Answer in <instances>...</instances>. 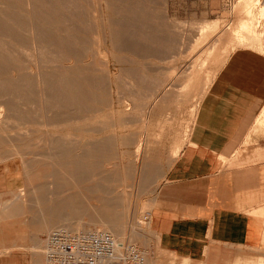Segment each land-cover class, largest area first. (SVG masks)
I'll return each instance as SVG.
<instances>
[{
    "label": "rangeland",
    "instance_id": "rangeland-1",
    "mask_svg": "<svg viewBox=\"0 0 264 264\" xmlns=\"http://www.w3.org/2000/svg\"><path fill=\"white\" fill-rule=\"evenodd\" d=\"M9 1H11L12 5L14 4L13 2H15V0ZM109 1L110 6L107 8L105 3L101 0H70L69 9L65 10L62 16H66L68 25L72 26L74 30L77 29L76 34H79L78 30L79 28L81 29V37L83 39L81 47L83 46L82 49L85 51L83 52L84 55L82 54L81 56L82 62L77 65H75L73 60L68 61L65 59L64 56L58 62V66L64 65L63 67L66 68L73 65L79 67L86 64L90 69L95 70V78L105 84L108 93L106 101L109 105L104 107V111L96 114L87 113L84 114V116L83 114L77 113L76 121L73 122V125L72 123H70L71 125L69 123L63 124L67 127L64 126L61 128L60 126L55 129L51 126L47 127L46 125H41L38 121L37 114L39 113L38 110L41 105L36 93L38 90L35 85L33 86V91L29 94L25 91L20 94L21 96L18 95L16 98L13 95H3L0 98V101L7 102L8 105L13 107L16 106L14 108H16L17 111H30L31 119L37 122V124H31L33 122L29 120L26 121L27 119L17 121L14 118H10V120L5 121V123L0 126V136H2L0 137V197L8 200L11 191L16 192L21 188L27 195L24 198V202L21 201L20 203L19 201V203L24 206H29L30 208L29 214L23 211L17 217L0 215V220H2L0 223V232H2L0 238L5 239L8 236H15L16 241L22 235H25L24 241L18 244L17 247L19 248L16 250H24L22 252L29 253L34 259L35 256L31 252L30 247L31 243L34 241V226H39L41 216L38 212H40L39 209L41 206L39 209L30 206L29 201L34 198L30 193L34 189L39 188L40 192L38 191L37 196L41 199H47L50 191L63 198L78 194L82 206L87 211L91 203H93L91 207H98L99 205V203L88 201L85 198H89L93 184L99 182L98 178L92 174L102 173L105 177L113 176L112 178L115 177L120 181L118 184L111 185L103 183L101 189L104 197L108 200L110 198L113 202L114 200L112 199H120L121 201V197H124V201L122 200L123 203H119L120 206L118 210L121 209L122 217L123 214L126 215V220H124L125 232L120 236L119 240L135 246L142 253L144 264H175L176 261L173 260L172 257L158 250L154 236L149 232L146 220V212L150 209L149 198L154 192L158 181L163 178L165 172L172 165L181 149L190 145L194 136L198 134V116L204 101L209 102L208 98L221 97L220 95H211L214 93V88L212 89V86L222 87L229 83H232V85L234 83L235 86L242 81H247L246 84H251L253 82L252 85L256 83L258 86L259 82H256L257 80L263 79L264 81V74H251L247 76L241 74H217L230 56L239 49H252L264 54V9H262L263 7L261 6L264 0ZM21 7L22 9H15L13 12L16 14H23L26 6L22 4ZM58 17L59 14L53 16L55 20H57ZM103 26L106 27V29H103ZM203 29L204 31L200 32V30ZM144 31L145 33H142ZM75 32L76 31H73L72 33ZM130 32L132 33L131 36L133 35L132 37L135 39L131 37L132 39H127V42H125L124 35ZM138 33L144 36L147 35L145 38L151 37L156 42H158L157 40H160L159 42L162 41V47L153 46L152 53H145L144 46L142 45L146 43V40H141V38L137 36ZM121 34L124 37L122 43L129 44L127 46L128 51L122 50L119 52L121 54L116 53L117 56L115 55L116 57L114 56V59L107 51L111 52L114 51L113 49L119 48L118 46L114 47L112 45L113 41L111 38L113 37L112 35H119L121 37ZM148 34L151 35L148 36ZM57 35L59 36L61 34ZM104 36L108 37V44L105 43L103 39ZM242 36H245L244 38H246V40L242 39ZM237 39L239 42H237ZM1 40H4L6 43ZM0 41L2 42L0 43V49L3 47V53H5L7 49H14L13 46L15 44L10 38L0 36ZM237 43L239 45H237ZM24 45H30L29 35L26 36ZM130 47L132 49H130ZM228 48L232 50L228 51ZM89 51H91L92 54ZM225 51L229 53L227 54ZM27 53L28 52H26V54ZM24 57L25 54L23 55L21 53L16 56L20 62L25 64L26 57ZM195 62H197V64ZM11 67L12 65H10V68ZM101 67L104 71L99 72L98 70L99 68L101 69ZM10 72L11 71L8 70V74L0 75V80L17 79L21 76L35 81L36 74H10ZM141 77L145 78L143 79L144 81H142ZM197 79H199L200 82ZM156 80H159V88ZM203 80L204 82L207 81V83H202ZM185 81L188 82L186 83ZM184 86L187 90L184 89ZM209 86H211V88ZM179 88H181V90ZM176 91H180L181 93H173ZM94 92V90H91V93ZM173 94H175V96ZM138 96L140 98H138ZM164 101L166 103H164ZM118 111L120 113H118ZM9 114L6 107L2 105L0 107V118L1 116L9 117ZM113 116H115L114 119ZM98 124H102V126L103 124H107L106 127L108 126L109 128L107 127L108 129H105V133L102 134L98 132H88V130L92 128L97 131H102L101 129H103V127ZM92 125H94V127ZM52 132H54L55 136H48L46 134L50 133L51 135ZM11 135H14L15 138ZM61 135H65V137L63 136V141H61ZM77 135H79V137ZM66 137L70 138L67 139ZM78 138H81L79 139L81 143L79 140H74ZM103 138H109L111 140L112 148L102 152L101 154L103 155L99 153L100 159H85L87 165L83 170L89 172V175L86 176V178L88 177L87 181L83 180L81 184H78L79 186L76 185L79 187V189H76L74 186L75 183H73L77 175L74 174L75 171L72 167L75 161L73 156L77 154L86 155L87 152L86 154L84 153L85 145H88V143H98ZM262 138L264 139L263 136ZM50 139H52V141L55 140V142L53 141L54 143H52ZM69 139L74 142H70ZM138 139H140V142L136 145L135 142L136 140L138 141ZM76 141L78 142L77 145ZM65 142H67L68 145H71V143H75V145H72V147L66 145L68 148L64 147L63 149V143L65 145ZM130 145L131 147H129ZM247 145L248 144L244 146L243 151L236 153L237 166L244 165L248 163L249 160V163H252L262 159V156L259 157L260 152L254 150L255 146L248 147ZM51 146L54 147L52 152ZM137 146L139 147L138 152L135 151ZM58 148L60 149L58 150ZM53 152L54 154L56 153L55 155L57 158H55ZM32 153L34 156L30 155ZM58 153L60 154L57 155ZM39 154L47 155L49 159H43L44 156L41 157ZM37 156H39V158ZM29 160L32 163L28 167L27 161L29 163ZM92 161L99 163L100 169L93 170L94 172L91 171L90 165ZM55 164L58 166H55ZM65 169L67 171H63ZM151 171H155V174L154 172L151 173ZM64 172H66V175H64ZM126 172H128L127 176ZM143 172L144 177L146 175L145 179L142 176ZM129 173H135L136 175L134 174L133 178V174ZM49 176L50 178H47ZM151 176H153V183L149 184L145 190H141L142 186L140 187V185H143L142 183L146 180L149 181ZM125 178H129V181ZM31 182L32 186L30 185ZM150 182H152V180H150ZM49 183H53V185H49ZM150 185L152 186L150 187ZM50 186L51 190L49 188ZM80 189L83 192L79 191ZM95 195H97V193H95ZM46 207H49V203H46V205L44 204V208ZM94 217L95 219L97 218L96 216ZM88 218L85 211L79 216L64 212L60 222L50 227L47 233L40 236L42 239V255H40L42 256L43 264H45L43 247L45 238L50 232L61 227L78 232L90 231L85 229V224L89 223ZM84 221L86 223H84ZM93 230L96 229H91V231ZM134 231L142 235L144 244L133 241L132 233ZM248 253L249 252L243 248H231L227 250L224 248H215L212 250V257L215 259L218 257L224 262L233 260V262L227 264H236L240 256H245L247 262L258 261L259 259L264 261V257L257 256L259 253H261V256H264V248L255 250L253 253L256 254L254 255H246ZM220 263L221 261L219 264Z\"/></svg>",
    "mask_w": 264,
    "mask_h": 264
},
{
    "label": "crops",
    "instance_id": "crops-1",
    "mask_svg": "<svg viewBox=\"0 0 264 264\" xmlns=\"http://www.w3.org/2000/svg\"><path fill=\"white\" fill-rule=\"evenodd\" d=\"M217 74L262 75L264 54L239 49ZM246 82L212 86L211 95L221 97L204 101L198 134L181 149L149 198V232L158 250L175 264H227L233 260L215 259L212 250L243 248L246 255H254L264 248V81L257 80L258 86ZM246 144L255 146L262 159L237 166L236 153ZM16 192L11 191L8 200L0 197V215L29 214V206L13 197ZM24 239L25 235L16 241L15 236L0 238V264H43L35 234L30 247L34 259L16 250ZM248 263L264 261L247 262L240 256L236 262Z\"/></svg>",
    "mask_w": 264,
    "mask_h": 264
},
{
    "label": "bare ground",
    "instance_id": "bare-ground-1",
    "mask_svg": "<svg viewBox=\"0 0 264 264\" xmlns=\"http://www.w3.org/2000/svg\"><path fill=\"white\" fill-rule=\"evenodd\" d=\"M101 1L103 3H105V6H107V8L110 6V1L109 0H101ZM13 3L14 4L12 5L11 1H9V0H0V36H3V37L5 36L7 38H10L15 44L13 46L14 47L13 50L7 49L5 53L2 52V48L3 47L0 49V75L8 74V70L11 71L10 74H36V75H35V81L31 80V79H26L25 77H21V76H19V78H17V79L0 80V98L3 95H13L16 98V97H18V95L24 93L25 91H26L27 94H29V93H31L33 91V86L35 85L37 87V90H38L36 93H37V95L39 97V103L41 105L39 110H38L39 113L37 114L38 121L40 122L41 125H46L47 127L51 126V127L55 128V129L59 128L60 126H61V128H63L65 126L63 124L72 123V125H73V122L76 121V114L77 113L83 114V116H84V114H87V113L88 114H93V113L96 114V113H101L102 111H104L105 110L104 107L109 105V103L106 101V98L108 97L107 96L108 93H107L105 84L102 81H100V80L95 78V76H94V74H95L94 71L95 70L90 69L88 67V65L85 64V65H82V66H79V67H75V65H77V64L82 62L81 56H82V54H83V52L85 50L83 51V49H82L83 46L81 47V45L83 44V39L81 37V29L79 28V30H78L79 34H76L77 33V29L74 30V28H72V26L68 25L67 24L68 20H67L66 16H64V15L62 16V14L65 12V10L69 9L70 0H15V2H13ZM22 4H24L26 6L23 14H19V13L16 14L15 12H13L15 9H17V10L18 9H22V7H21ZM261 6L263 7L262 9H264V3ZM58 14H59V17L57 18V20H55V18H53V16L58 15ZM60 15H61V17H60ZM260 16H261V14H260ZM140 24H142V23H140ZM10 25H11V27H10ZM150 27H151V25H150ZM102 28L106 29V27H104V26ZM102 28H101V30H102ZM201 29H202V27H201ZM204 29H205V27H204ZM204 29L200 30V32L204 31ZM73 31H76V32L72 33ZM129 31H131V30H129ZM142 33H145V31L142 32ZM57 34H61V35L58 36ZM131 34L132 33L130 32L129 34H127V35L125 34L124 35L125 36V42H127L126 40L130 39L133 36V35L131 36ZM27 35H29V39H30V45L29 46L24 45ZM102 35H103V32H102ZM149 35H151V34H148V36ZM153 35H155V34H153ZM112 36H113L111 38L112 41H113V43L111 42L112 45L114 47L118 46L119 48L118 49H113L114 51H111V52L107 51L108 54H110L111 56L114 57L116 55V53H119L122 50L128 51L127 46L129 44H127V43L123 44L122 43V41L124 40L123 39L124 37L122 36V34H121V37L119 35H112ZM137 36L139 38H141V40H144V39L146 40V43L143 42L144 45H142V46H144L145 53H148V52L152 53L153 46L162 47L161 46L162 45V43H161L162 41L159 42L160 40H157L156 36H155V39L158 42L153 40L151 37L145 38L147 35L144 36V35H141V34L138 33ZM252 36H253V34H252ZM244 37L242 36V39L246 40V38H244ZM107 38H108L107 36L106 37L104 36V38H103L106 44H108ZM132 38H134V37H132ZM242 39H241V41H242ZM257 39H259V38H257ZM245 40H244V42H245ZM1 41H4V40H1ZM1 41H0V43H2ZM248 41H246V42H248ZM170 42H168V43H170ZM237 42H239L238 39H237ZM167 44H165V45H167ZM122 45H123V47H122ZM176 45H177V43H176ZM237 45H239V44L237 43ZM0 47H1V45H0ZM135 47H134V49H135ZM169 48H170V46H169ZM130 49H132V48L130 47ZM88 50H90V49H88ZM230 50H232V49H229L228 51H230ZM26 52H28V53L26 54ZM89 52H91V51H89ZM20 53L23 54V55L25 54V57H26L25 64L20 62L16 58V56L18 54H20ZM94 53H96V52H94ZM162 53H163V51H162ZM223 53H224V51H223ZM225 53H227V52L225 51ZM91 54H92V52H91ZM119 54H121V53H119ZM227 54H224V55H227ZM63 56L68 61L73 60L75 62V65L67 67V68L63 67L64 65L63 66H58V62L60 61V59ZM115 57H114V59H115ZM227 57H229V56H227ZM116 60H118V59H116ZM195 63L197 64V62H195ZM10 65H12L11 68H10ZM188 69H189V67H188ZM135 70H136V68H135ZM98 71L99 72L100 71H104V69L101 67V69L99 68ZM186 73H188V72H186ZM190 73H192V72H190ZM96 74H98V73H96ZM183 77H185V76H183ZM141 79H142V81H144L143 79H145V78L141 77ZM197 80H199V79H197ZM158 82H159V80L157 81V84H158ZM183 82H184V79H183ZM199 82H200V80H199ZM203 82H204V80L202 81V83ZM205 82L207 83V81H205ZM144 84H145V82H144ZM202 85H204V84H202ZM104 86H105V89H104ZM157 86L159 88L160 85L158 84ZM162 86H164V85H162ZM205 87H207V86H205ZM122 88H124V87H122ZM182 88H183V86H182ZM179 89L181 90V88H179ZM184 89L187 90L186 87ZM91 90H94L95 92L91 93ZM178 92H180V91H176V92H173V93H178ZM173 95L175 96V94H173ZM126 96H128V95H126ZM168 96H169V94H168ZM138 98H140V97L138 96ZM142 98H144V97H142ZM151 99H152V97H151ZM172 99H174V98H172ZM162 100H165V99H162ZM177 102H179V101H177ZM164 103H166V102L164 101ZM2 105H4L6 107V109L8 110V112L10 114H9V117H7V116L6 117H2L1 116V118H0V126L2 124H4L5 121L10 120V118H14L17 121H23L24 119H27L26 121L29 120V121L33 122L31 124H34V123L37 124L36 121H33L31 119L30 113H29L30 111L29 112L28 111L20 112V111H17L16 108H14L16 106L13 107L11 105H8L7 102L0 101V107ZM118 113H120V112L118 111ZM121 113H123V112H121ZM114 118H115V116H113V119ZM87 120H89V119H87ZM26 121H24V122H26ZM263 121H264V112H263ZM106 125L107 124H103V126H102V124L99 125V126L103 127V129H101L102 131H97L96 129L92 128L91 130H88V132L89 131L92 132V133H97L98 132L99 134L105 133L104 130L109 128L108 126H107L108 127L107 128ZM75 126H77V125H75ZM92 126L94 127V125H92ZM65 127H67V126H65ZM68 127H70V126H68ZM46 134L48 136H55L54 132H52L51 135H50V133L49 134L46 133ZM69 135H66V136H69ZM11 136H14V135H11ZM63 136L65 137V135H63ZM63 136H62V139L59 137L61 139V141H63V139H64ZM74 136H75V134H74ZM77 136L79 137V135H77ZM0 137H2V136H0ZM14 138H15V136H14ZM66 138L68 139L70 137H66ZM134 138H136V137H134ZM79 139H81V138L74 139V140L78 141ZM50 140H51L52 143L55 142V140H53L54 142L52 141V139H50ZM116 140H117V138H116ZM77 141H76V145L78 144ZM97 141H99V140H97ZM70 142H74V141L70 140ZM79 142H80V140H79ZM138 142H140V139H138V141L136 140V142H135L136 145H138ZM111 143L112 142H111V140L109 138H103L98 143H90V144L88 143V145H85L84 153L86 154V152H87V154H89V155H87V154L86 155L77 154V155L73 156L75 158L74 159L75 161L73 162L72 167H73V169L75 171L74 174H77L76 175V179L73 181V183H75L74 186H75L76 189H79V187H78L79 185L78 184L79 183L81 184V182L83 180L87 181L88 177L86 178V176L89 175V172H87L86 170L85 171L83 170L86 167V165H87V161H86L87 158H90V159H98L99 158L100 159L99 155L102 152H104L106 150H110V148H112ZM133 144H134V142H133ZM66 145L72 147V145L74 146L75 143L74 144L71 143V145H68L67 142H65V145L63 143V149H64V147H66ZM60 146H62V145H60ZM56 147H58V146H56ZM129 147H131V145ZM133 147H134V145H133ZM53 148L54 147L51 148V152H52ZM66 148H68V147H66ZM59 149L60 148H58V150ZM138 150H139V147L137 146L135 151L138 152ZM33 153L30 154V155H33ZM65 153H67V152H65ZM43 154H39V155H41V157L44 156L43 159H46V160L49 159L47 157V155L45 156ZM53 154H54V152H53ZM59 154L60 153H58L57 155H59ZM35 155H37V154H35ZM101 155H103V154H101ZM21 156H24V155H21ZM37 157L39 158V156H37ZM45 157H47V158H45ZM55 158H57L56 155H55ZM43 159H41V160H43ZM101 159H103V158H101ZM43 161H45V160H43ZM31 163L32 162H30V160H29V163L27 161L28 167H29V165ZM55 166H58V165L55 164ZM153 168H155V167H153ZM90 169H91V171L96 170V169H100L99 163L92 161V164L90 165ZM144 169H145V167H144ZM133 170H135V169H133ZM150 170H151V168H150ZM60 171L62 172L61 169H60ZM63 171H67V170L65 169ZM58 172H59V170H58ZM144 172L142 174L143 177H144ZM152 172H154V174H155V171H151V173ZM65 173L66 172H64V175H66ZM126 173H127L126 174V176H127L128 172H126ZM129 174H133V173H129ZM134 174H133V178H134ZM92 175L96 176L98 178L99 182L97 184H93V186L91 188L92 191L90 193L89 198H85V199H87L88 201L96 202L97 204L99 203V205H98V207L95 206L96 207L95 208V207H91L92 204H93V203H91V205L89 207V210H87V211L82 206V204L80 202L81 199H80L78 194H74V195H71V196L63 198V197H59L60 195H56V193L53 194L51 191H50L51 193L48 191L49 193H48L47 199H41L39 196H37L38 191L40 192L39 188L34 189L30 193L31 195L34 196V198L30 199V201H29L30 206H32L34 208L36 207L38 209L41 206V208L39 209L40 212H38V214L41 216L40 221H39V226H34L33 225L35 227L34 228L35 229V235H36V237L38 239V242L36 243V249L39 251V253H41V251H42V246H41L42 245L41 244L42 243V239L41 238L39 239V237L42 236V234L47 233L48 230L50 229V227H52L55 224H57L58 222H60L61 216L64 215V212L73 214L75 216L76 215L79 216L82 212L85 211V214L87 213V217H89L88 218L89 223L87 222L88 224H85L86 225L85 229H88L90 231L93 228H95L96 230H105V231H108L109 233H111L116 239L118 238V240L120 239V236H122V234L125 232L124 231L125 230L124 220H126V218H125L126 215L123 214V217H122L121 209L118 210V207L120 206L119 203H123L122 200L124 199V197L120 196L121 197V201H120V199H117V200L112 199V200H114V202H113V201L110 200V198H109V200L107 198H105L104 195L102 194V190H101L103 183H106L107 185H111V184H118L120 181L117 180L115 177L112 178L113 176L112 177L111 176H106L105 177L102 173H96V174H92ZM145 177H146V175H145ZM145 177H144V179H145ZM152 177L153 176H151V179H149V181L146 180V181H144L142 183L143 185H140V187L142 186L141 190H143V189L145 190V188H147V186L149 184L153 183V178ZM47 178H50V176L47 177ZM71 178H73V177H71ZM125 179H127V181H129V178H125ZM38 180H40V179H38ZM150 180H152V182H150ZM31 184H32V182L30 183V185ZM140 184H141V182H140ZM49 185H53V183H49ZM76 185H78V186H76ZM151 186L152 185H150V187ZM49 188L51 190V186ZM79 191H82V190L80 189ZM95 193H97V195H95ZM26 195L27 194L21 190V191H18L16 193H14L13 197L15 198V200H18L21 203V201L24 202V198L26 197ZM83 196H84V194H83ZM46 200H48V201H46ZM46 203H49V207L44 208V204L46 205ZM87 203H89V202H87ZM124 206H125V204H124ZM33 214H35V213H33ZM94 216H96L97 218L95 219ZM84 223H86V222L84 221ZM132 238H133L134 242H139V243H143L144 244L142 235L137 233V232H135V231L132 233ZM44 249H45V244H44V247H43V252H44ZM108 263L119 264L118 262H115V261H109V262H106L104 264H108Z\"/></svg>",
    "mask_w": 264,
    "mask_h": 264
},
{
    "label": "built area",
    "instance_id": "built-area-1",
    "mask_svg": "<svg viewBox=\"0 0 264 264\" xmlns=\"http://www.w3.org/2000/svg\"><path fill=\"white\" fill-rule=\"evenodd\" d=\"M45 264H144L142 253L105 230L72 231L64 227L45 238Z\"/></svg>",
    "mask_w": 264,
    "mask_h": 264
}]
</instances>
